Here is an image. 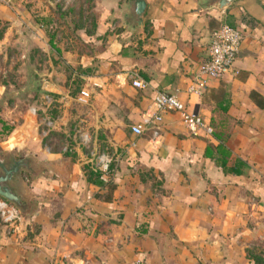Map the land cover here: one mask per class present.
Listing matches in <instances>:
<instances>
[{
    "label": "crops",
    "instance_id": "crops-1",
    "mask_svg": "<svg viewBox=\"0 0 264 264\" xmlns=\"http://www.w3.org/2000/svg\"><path fill=\"white\" fill-rule=\"evenodd\" d=\"M145 1L142 25L131 0L103 1L83 35L91 52L42 41L51 57L43 74L29 66L20 123L0 112L15 125L0 158L28 159L16 185L25 210L0 226V264H264V0ZM11 17L31 15L0 2V20ZM223 24L244 34L233 69L190 93ZM158 92L207 130L170 113L134 134ZM101 153L108 172L96 169Z\"/></svg>",
    "mask_w": 264,
    "mask_h": 264
},
{
    "label": "rangeland",
    "instance_id": "rangeland-1",
    "mask_svg": "<svg viewBox=\"0 0 264 264\" xmlns=\"http://www.w3.org/2000/svg\"><path fill=\"white\" fill-rule=\"evenodd\" d=\"M103 1L105 0H0L8 4L21 18L27 13L31 15L27 21L19 18V24L12 17L0 20V82L6 85L4 97L0 99L1 115L4 113L3 107H6L5 115L12 116V123H20L21 120L16 114L28 108L29 93L34 91L31 89L30 92L29 66L34 65L38 75L43 74L46 62L51 57L48 52L39 49L42 41H48L54 35V42L62 51H92V44L85 42L83 35L91 36ZM35 36L38 41L34 45L35 50L32 49L29 54L33 46L30 41ZM13 97L17 99L16 102ZM12 123L8 125L14 127ZM0 131L3 134L0 139L11 132L4 129V124L3 127L0 124ZM5 158L8 157L4 156ZM15 221L18 222V219L7 222L0 211V226Z\"/></svg>",
    "mask_w": 264,
    "mask_h": 264
},
{
    "label": "built area",
    "instance_id": "built-area-1",
    "mask_svg": "<svg viewBox=\"0 0 264 264\" xmlns=\"http://www.w3.org/2000/svg\"><path fill=\"white\" fill-rule=\"evenodd\" d=\"M243 39L242 30L228 24H223L211 32L208 45L209 58L202 64L200 76H197L190 86V93L203 91L209 79H222L232 71ZM133 85L137 88H145L147 83L136 78L133 81ZM81 93L82 95L84 94L83 91ZM80 100L84 101V98H80ZM170 113L181 116L184 124L193 134L206 129L203 119L195 113L188 112L186 105L178 95L158 92L152 106L144 114V123L134 126L132 128L133 133L139 136L143 135L148 126L158 124ZM208 131L210 132L211 130L208 129ZM94 157L96 169L100 172H108L112 158L105 153L97 154ZM0 211L7 222L18 218V211L7 201H0ZM135 264L146 263L137 261Z\"/></svg>",
    "mask_w": 264,
    "mask_h": 264
},
{
    "label": "water",
    "instance_id": "water-1",
    "mask_svg": "<svg viewBox=\"0 0 264 264\" xmlns=\"http://www.w3.org/2000/svg\"><path fill=\"white\" fill-rule=\"evenodd\" d=\"M131 1V12L134 16L135 23L142 25L146 1ZM234 1L235 0H203V5L205 7H217L223 9ZM27 160L28 159L25 158L24 154L18 159H13L11 156H8V158L3 160L0 159V197L7 200L21 211H24L25 209L16 185H18V179L21 177L22 171L28 169Z\"/></svg>",
    "mask_w": 264,
    "mask_h": 264
},
{
    "label": "trees",
    "instance_id": "trees-1",
    "mask_svg": "<svg viewBox=\"0 0 264 264\" xmlns=\"http://www.w3.org/2000/svg\"><path fill=\"white\" fill-rule=\"evenodd\" d=\"M53 39H54V35H51L50 36V42H51V45H53L54 46V43H53ZM0 122H2L1 120H0ZM4 124V129L7 131V132H10V131H12L13 130V126H10V125H8V124H6V123H3Z\"/></svg>",
    "mask_w": 264,
    "mask_h": 264
}]
</instances>
